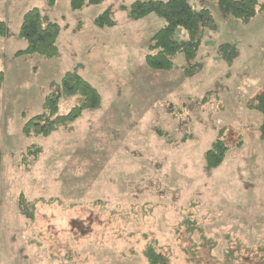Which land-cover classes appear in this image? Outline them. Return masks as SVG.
<instances>
[{"label":"rangeland","instance_id":"rangeland-1","mask_svg":"<svg viewBox=\"0 0 264 264\" xmlns=\"http://www.w3.org/2000/svg\"><path fill=\"white\" fill-rule=\"evenodd\" d=\"M134 1L74 11L70 0H0V264H148L149 248L170 264H264V10L246 23L217 0H189L215 24L201 27L193 59L182 48L174 69L155 71L145 55L164 20H132ZM33 7L61 26L54 58L15 56ZM106 10L115 25L100 28ZM174 37L189 41L183 28ZM67 71L101 92V107L24 134ZM79 101L63 96L59 112ZM220 133L229 151L208 172Z\"/></svg>","mask_w":264,"mask_h":264},{"label":"trees","instance_id":"trees-1","mask_svg":"<svg viewBox=\"0 0 264 264\" xmlns=\"http://www.w3.org/2000/svg\"><path fill=\"white\" fill-rule=\"evenodd\" d=\"M102 0H70L72 10H81L86 4L98 5ZM54 6L56 0H48ZM221 11L239 21L250 22L264 10V0H217ZM155 14L164 20V25L153 35L149 52L145 55L146 65L155 71H169L176 67L173 58L182 50L187 59L195 56V41L200 35L202 26H213L215 19L208 8L195 10L190 6L189 0H136L129 7V17L139 20L148 15ZM96 26L113 27V20L109 10L104 11L95 19ZM177 28H183L189 41L181 46L175 39ZM61 26L56 22H44L40 10L33 7L26 11L22 17L19 36L26 42V47L15 52L16 57L26 55H39L46 59L54 58L59 51L58 38ZM8 35V25L0 18V37ZM191 67L187 71L193 72ZM5 81V73L0 68V90ZM79 96L76 103L67 113L59 112L62 97ZM259 102L264 105V96H259ZM103 102L101 92L77 71H67L61 78V91L50 93L44 101V111L30 117L23 125L26 135L49 136L67 123L78 120L87 110L101 107ZM264 116V106L258 107ZM26 118V114H23ZM262 141L264 142V123L262 126ZM39 150L29 149L28 156L36 157ZM229 151L220 135L213 141L210 148L204 153L206 170L220 167ZM148 264H170L169 258L154 249L147 252Z\"/></svg>","mask_w":264,"mask_h":264}]
</instances>
